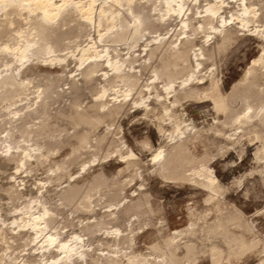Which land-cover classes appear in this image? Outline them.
Wrapping results in <instances>:
<instances>
[{
	"label": "bare ground",
	"instance_id": "6f19581e",
	"mask_svg": "<svg viewBox=\"0 0 264 264\" xmlns=\"http://www.w3.org/2000/svg\"><path fill=\"white\" fill-rule=\"evenodd\" d=\"M233 2L238 4L237 8ZM263 6L256 0H0V37L2 34L17 33L12 36L14 42L7 39L0 42V105L14 95H26L10 104L5 103L3 110L6 108L7 112L4 111L5 117H1L0 122H9L13 128L19 126L18 132L28 131L29 135L39 132L47 135L55 131L56 121L50 115L44 116L34 127L30 125L25 129L23 126V129L21 123L35 113L44 115L51 101L64 97V93L52 87L53 80L63 76L69 65L67 55L70 52L60 53L63 50L60 47L63 27L72 21L86 27L92 26L94 33L90 32L88 43L81 48L77 57L80 65L87 63L77 73L80 78L72 76L70 87L74 88L75 99L76 93L82 89L79 81L89 86L100 70L103 83L96 89L97 95L91 103L79 109L71 100L67 105L68 110L58 111V116H65L70 123L85 124L92 129L104 117L117 116L128 103L133 90L138 88L137 96L133 94L132 103L141 106L146 114L152 113L158 118V129L168 138L167 143L158 146L150 157L153 171L163 177L200 185L207 190L203 205H186L188 222L183 227L164 232L161 222L159 225L152 222L150 226H156L161 240L150 245V250L144 254L146 256L137 255L133 249L131 241L134 237L130 232L134 231V227L129 228V232L114 227L109 230L108 236L115 247L100 248L101 255L93 257L90 255L91 243L83 235L77 233L67 239L55 225L61 208L51 206V199L57 197L62 205L79 198L78 203L75 202V211L93 212L99 202V198L93 199L94 189L107 183L113 188L112 191L107 189L113 198L123 185H127L125 183L142 176L141 157L123 142V146L115 151L125 165L112 177L101 170L90 177L79 175L81 179H70L60 190L52 185H38L35 194L26 193L21 185L23 183L8 184L10 186L5 189L9 198L6 209L12 208L15 213L9 220L0 199V264H78L81 258H85L86 264H186L198 254L208 256L211 264H237L248 252H256L259 255L258 264H264V234H260L255 219L250 220L251 217L248 218L243 210L227 203V188L210 163L208 156L211 154L207 155L205 151L206 154L199 156L191 149L197 140L210 139L206 134L211 129L214 134H222L223 138L226 136L232 144L253 135L260 142L257 157L264 158V48L253 57L244 77L237 81L230 93L223 90L216 61V56L223 54L245 27L247 31L250 29L264 38V24L259 21ZM15 13L23 16L29 24L26 30L14 27L17 22L13 15ZM118 43L127 45L126 54L121 52ZM133 48L134 51H131ZM53 63L61 65L63 71L57 74L43 71V65ZM147 70L152 72L150 80L142 82ZM42 77L48 79L43 89H36V93H32L34 97H30L32 91L25 93L31 85L36 86V81ZM120 84L123 86V89L120 88L123 97L110 93L113 97L110 99L109 90ZM199 97L212 100L225 119L216 118V124L211 122L213 125L209 129L188 122V117L183 116L186 111L181 106L185 100ZM112 99L114 102L110 103ZM239 102L240 105H237ZM227 126L232 128L230 132H227ZM118 129V126L108 122L106 130L97 136L93 145L100 148L102 144L110 143L118 134ZM23 136V142L14 140L13 134L0 139V158L15 162L16 172L22 166L26 171L47 161L48 150L42 148L38 140L26 134ZM74 137L76 144L71 151L90 143L87 133ZM218 140H215V147L221 143ZM217 151L219 154V148ZM77 155L54 161L56 166L51 167L53 173L49 178H63L66 171H70L67 165L74 158L77 159ZM85 162L88 160L81 163ZM261 167L264 172V163ZM125 170H129L130 174L122 179L119 174ZM262 177L264 179V174ZM143 184L141 181L138 185ZM107 185L104 187L107 188ZM41 190L42 193L37 194ZM132 208L140 214L151 216L160 210L154 206L151 194L140 187L132 202L119 210L110 208L105 214L114 216L113 220H116L118 213L123 214ZM101 223L96 219L85 226L94 232ZM125 243H130L132 249L127 251L125 245L124 250L121 244Z\"/></svg>",
	"mask_w": 264,
	"mask_h": 264
},
{
	"label": "rangeland",
	"instance_id": "374dc122",
	"mask_svg": "<svg viewBox=\"0 0 264 264\" xmlns=\"http://www.w3.org/2000/svg\"><path fill=\"white\" fill-rule=\"evenodd\" d=\"M256 1H258L260 5L264 4V0H256ZM234 4L235 7L237 8L238 4L236 3ZM13 15L17 19V22L14 24V27L21 31L26 30L29 24L26 23L23 16H19L16 13ZM259 16H260L259 21L262 22V24H264V6L260 10ZM252 23H250V27H252L251 26ZM170 28L172 27L170 26ZM243 29L239 31L238 37L236 38L235 41H233L230 44L229 47H227L225 52L219 56L218 55L216 56L218 73L222 78L221 79L222 87L225 93H227V91L229 93L232 91L237 81H239L244 77V74L246 73L248 67L250 66L253 57L259 55L264 48V38H262L260 35H257L254 31H251L250 29H248L249 31H247L246 27ZM62 30L64 32L62 35V42H61L62 45L60 47L61 50L62 49L63 50L60 51V53L64 54L70 52L67 55V63L69 65L65 69V73L63 76L55 78L53 80L52 87L57 89L59 92L64 93V97L62 98L60 97L56 101L54 100L55 102L51 101V103L47 105L46 107L47 111L46 113H44V115L41 116L39 113H35L32 116H30V119L25 121L26 123L25 122L21 123L22 127L24 126L25 129L27 128V126L29 127L30 125L31 127H34L35 124H39L42 121L44 116L48 117L50 115L52 116V118L54 117L56 121L54 125L56 126L54 129L55 131L52 130L53 132L52 133L50 132L47 135L44 133L41 134V132H39L40 134L32 133L31 135H29L28 131L18 132V130L20 129L19 126L18 127L14 126L13 128L11 126L13 124L9 122H6L4 120L0 122V139L8 138L9 135L13 134L14 140H20L23 142L25 138L23 134L24 135L26 134L30 136V138H34L35 140H38L42 144V148L48 150L47 161L43 164H40L39 166L38 165L35 166L31 170L27 169L25 171L24 169L25 166H22L20 171L16 172L15 162L13 161L9 162L4 159L1 160L0 158V169H1L0 199L2 200V203H4L3 204V207L5 206L4 209H6V204L9 198L5 189L14 182L16 184L23 183L21 185L24 186V191L26 193L35 194L38 185H46V184H47L46 186L52 185V187H55L57 190H60L62 186L63 187L66 186V184L68 183V181H70V179L73 178L81 179L82 176L79 177V175H84V177L85 176L90 177L91 175L98 173L101 170H104L109 177L110 176L112 177L114 174L117 175L119 168L123 167L125 163L121 160V158H119V156H117V152L115 150L120 148V146H123L122 144H124L123 142H125L126 145L129 144L128 146H131V148H133L141 157V161H143L141 163L142 172H143L142 176H137L132 182L125 183L127 185H123L124 188L122 186V188L120 189L121 191L117 192V194H115L113 198H111L109 195V191H112L111 189L113 188H111L112 186L109 187L107 183L101 184L98 187L99 189L98 188L94 189L92 192L94 194L93 199L99 198V202L95 206L96 209L93 212L75 211V202L77 204L79 198H75L77 200L73 199V201L69 204L61 203L62 205H60V201H57V197H55L56 199L55 198L54 199L52 198L53 200L51 199L52 205L50 202L49 205L51 206L55 205V207L57 206L58 209L61 208V210H59L60 214H58L57 216L58 221L56 219L57 223L56 222L54 223L55 225H57L59 230H62L63 236L66 235L65 237L67 239H70L72 236H74L77 233L83 235L86 241L91 243L90 250H92V252L90 255H92L93 257L95 256L97 257L101 255L102 251H100L101 250L100 248L107 246V248L113 249L115 247L113 246V241L108 236L109 230L114 227H120L123 230L125 229L126 232L127 231L129 232V228L134 227V231L130 232L132 238L134 237V239H132L131 241V244L133 243L132 244L133 249L135 250V253L137 255L146 256L144 254H146L150 250V245L154 243V241L156 242V240H161V234L157 231L156 226H150L152 222L154 221L158 223V225L160 224L159 222H161L160 226L163 227L164 232H166L167 230H173L175 228L183 227L188 222V212H187V208H185L186 205L189 204H195L196 206L203 205V203H205L204 198L207 195V190L201 187L200 185H196L188 182H180L176 179L163 177L160 173L153 171L150 157H152V153L156 150L158 146L167 143L166 141H168V138L166 134H163L158 129L159 128L157 125L159 124L158 118L154 117L152 113L146 114L145 110L142 109L141 106L139 107L137 104L132 103V97L134 96L133 94L136 93L138 94L137 92L138 88L133 90L132 94L128 97V103L122 108L121 112L118 113L117 116L114 115L112 117L111 116L104 117L103 121L99 123L96 127H93L92 129L89 128V126H86L85 124L75 125L72 122L70 123V121L67 118H65V116H58V113L63 109H64L63 111L68 110L67 105L70 104L72 101H74L75 107L79 109H82L86 105L91 103L97 95L96 89L100 87V85H102L103 83V77L101 76L102 70L98 71V74L91 81L89 86L82 83V81H79V86L82 85L80 86L82 87V89L78 91V93H76V98L74 99L73 95L75 91L73 87H70L71 78L73 75H76L77 78H80L81 76L78 75L77 73L87 63V62L83 63L82 64L83 66L80 65V61L77 58L78 53L81 50V48L88 43L90 39L88 36L90 32L94 33V28H92V26L86 27L84 25H79L78 23L72 21L70 25L64 26ZM13 34H17V33L13 32L12 34L11 33H7L4 35L2 34L0 37V42L2 41L4 42L6 39L11 40L10 42H14V38L12 39ZM95 34L97 33L95 32ZM154 34L156 33H153L152 35ZM7 37L8 38L10 37L11 39H8ZM63 44H65V46H63ZM117 46L121 48V52L123 54H126L128 52L127 45L118 43ZM137 48H139V46L135 47V49ZM132 50L134 51V48L131 49V51ZM73 54L76 55L74 56ZM219 58L220 60L218 61ZM138 63L139 62H137V64ZM46 70H49L53 74H57L62 72L63 68L61 65L57 63H53L47 66L43 65V71ZM147 71H146V75H144L142 78V82H146L150 80L149 75L151 76L152 72L150 70ZM44 79H46L47 81ZM46 82H48L47 78L44 77L39 78V81L38 80L36 81L37 85L36 86L31 85V88L28 90L29 92L27 91L25 93H30V91H32L30 97L31 96L34 97L35 95L33 96V94L36 93V89L37 90L39 88L43 89ZM40 83L42 84V86ZM121 86L122 84L117 85L114 89H110L108 94L110 93L112 95L117 94L120 98H122L123 94L120 88L123 89V86L122 87ZM111 94L108 95V97L111 96L110 99L113 98ZM137 94L135 96H137ZM23 96L25 97L26 95L24 93H22L20 96L14 95L13 97L8 98L4 103H2V105H0V107L2 106V111H0V113L3 114L0 116L1 120L2 118L5 117L4 111L7 112L6 108L5 110H3L5 103L10 104L11 102L15 101V99L19 100ZM23 102L25 101H22V103ZM113 102L114 99H112L110 103ZM237 105H240V102ZM181 108L185 109L186 112L184 113L183 116L186 118L188 117L187 118L188 122L192 121L198 127L199 126L201 128L204 127L203 129H209L213 124H216L215 123L217 122L216 118L218 117L221 119H223L224 117L225 119V115L222 112H218L216 110L212 100H205L204 98L201 97L185 100ZM57 116L59 119H57ZM108 122L113 123V126H118L119 132L117 135L114 136L113 140H111L110 143L106 142L102 144L101 147L99 146L100 148H98V146H95L93 144L96 142L97 136L99 134H102L106 130ZM226 129L227 132L228 131L230 132L231 131L230 129L232 128L230 126H227ZM208 132L209 131H207L206 135L209 136L210 139L204 138L201 141L197 140L198 142L196 141L195 145L194 144L191 145L192 151L199 156H202L203 153L206 154V152L208 153L207 155L211 154L210 156H208L210 158V163L214 167L215 172L220 178L222 184L225 186V188H227V192L225 193V196L227 198L226 199L227 203L231 204L232 206L235 205L239 209L243 210L248 218L251 217L250 220L254 218L255 223L259 227L260 234H264V179L262 177L264 172H262V167H261L264 163V158L257 157L256 151H258L257 147H259L258 145H260L259 140L252 135L250 137L244 138L240 143L232 144L230 143V141L226 139V136L225 138H223L224 136H222V134H220V136L219 134H214L212 133L211 129H210V133ZM84 133H87V135L89 136L90 143H88L87 146L80 147V149L78 148L77 150L71 151L74 145L76 144V139L74 136ZM161 134H162V138H161ZM216 135H218L219 138L218 136L216 137ZM117 138H121V139L118 140ZM218 139L220 140L221 143L218 144L217 147H215V145L217 144L215 140L217 141ZM206 140L208 141V143L211 144H208ZM210 140L212 142H209ZM202 141L204 142L202 143ZM222 142L224 143L222 144ZM213 143L214 146H212ZM143 145H145L144 148H142ZM210 145L212 147H210ZM217 148H219V154ZM76 152L79 155V156L77 155L78 158L77 159L74 158V161L71 163L72 165L70 164L67 165L68 167L66 166L67 170H70L71 172L66 171V173L63 175V178L60 177L57 180H53L52 178H49V175L53 173L52 168L56 166L55 163L56 160L60 161L66 157L68 158L70 156L73 157V155L75 156L77 154ZM48 156H50V159H48L49 158ZM51 159H55V160H51ZM83 160H88V162L84 163L86 164L85 167H83L84 164L81 163L83 162ZM20 163L23 164V162ZM259 169L261 170L259 171ZM10 174H12V176ZM129 174L130 171L125 170L119 175L123 179V177H126ZM43 181L45 184H43ZM141 181L144 183L143 186L138 185L141 183ZM239 181L241 182L240 184ZM30 185H32V188ZM104 185H107V188L106 186L104 187ZM137 187L138 188L141 187L143 191H147L151 194V199L154 203V206L160 208V210L156 214H154L153 216L142 213L140 214L133 208L127 210V212L123 214L118 213L119 215L116 216V220L115 218L113 220L114 216H109L105 214L106 210L110 208L114 207L116 208V210H119L123 208L125 205L132 202L134 195L138 191ZM135 188H136V192H134ZM104 192L106 193L108 192V194H105ZM38 193L41 194L42 190L40 192L38 191L37 194ZM29 196L30 195H28L26 198L28 199ZM109 197L111 198L112 202L109 200L110 199ZM3 200H5L6 202ZM7 209H6L7 212L6 210H4L3 212L5 213V216L6 217L8 216L7 218L10 220L15 212L12 211L13 210L12 208L9 210V207H7ZM96 219L101 220L102 222L98 226V228H96L94 232H91L89 229H86L85 226L86 223L93 222ZM161 219L165 221L163 222L161 221ZM32 244L33 243H31L28 246L30 247L32 246ZM131 244L127 243L126 245L125 243L121 245L124 246V250L127 249L128 251L132 249ZM125 245H126V249H125ZM128 245H130V248L128 247ZM93 253L95 255H93ZM196 258H193L194 259L192 260L193 262L191 261V259H189L186 264H211L210 258L208 256H203V255L199 256L198 254ZM84 259L85 258H81L78 264H86ZM258 262H259V255L256 254V252H248L245 254L244 259L238 261L237 264H258ZM102 263H104V261H102Z\"/></svg>",
	"mask_w": 264,
	"mask_h": 264
}]
</instances>
